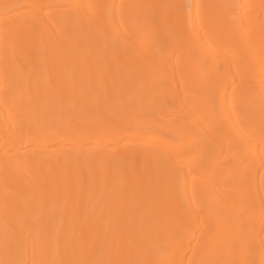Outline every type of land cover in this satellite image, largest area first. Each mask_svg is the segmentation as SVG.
I'll return each mask as SVG.
<instances>
[{
	"label": "bare ground",
	"instance_id": "6f19581e",
	"mask_svg": "<svg viewBox=\"0 0 264 264\" xmlns=\"http://www.w3.org/2000/svg\"><path fill=\"white\" fill-rule=\"evenodd\" d=\"M0 264H264V0H0Z\"/></svg>",
	"mask_w": 264,
	"mask_h": 264
},
{
	"label": "rangeland",
	"instance_id": "374dc122",
	"mask_svg": "<svg viewBox=\"0 0 264 264\" xmlns=\"http://www.w3.org/2000/svg\"><path fill=\"white\" fill-rule=\"evenodd\" d=\"M181 192H182V191H181ZM181 192H178L177 194L179 195V194H181ZM210 192H211V191H210ZM177 194H176V195H177ZM176 195H175V196H176ZM119 200H120V199H119ZM120 201H121V200H120ZM115 202H116V201H115ZM123 204H124V203H123ZM113 205H114V204H112V206H113ZM112 206H111V207H112ZM114 206H115V205H114ZM116 206L119 207V208L121 209V207H122V203H119V201H118V205L116 204ZM116 206H115V207H116ZM144 206H146V205L144 204ZM144 206H143V207H144ZM155 206H156V205H155ZM125 207H126V206H125ZM141 207H142V206H141ZM153 207H154V206H153ZM146 208H150V207H146ZM146 208H143V209H141V211H139V212H141V214H139V216H138V214L135 215V216H137L138 218L135 217V220L133 221V222H135V223L132 224V226L129 227V228H131V229H132V228H136V230H138V228H140V227H139V221H138V223H137L136 221L139 220V218H140V220H141V218L144 217V215H145V212H144V211L146 210ZM122 210H123V209H122ZM142 211H143L144 213H143ZM137 212H138V211H137ZM139 212H138V213H139ZM104 213H105V212H104ZM106 213H107V212H106ZM135 214H136V213H135ZM143 214H144V215H143ZM103 215H104V219L101 218V220H102V221H103V220L105 221V219H106V221H107L108 218H105V216H107V215H106V214H103ZM103 215H102V216H103ZM142 215H143V216H142ZM102 216H100V217H102ZM140 216H141V217H140ZM100 217H99V218H100ZM106 221H105V223H104L103 225L106 224V225H105L106 228H109L110 226H108V222H106ZM140 223H141V222H140ZM128 225H129V224H128ZM136 225H137V227H136ZM141 225H142V223H141ZM141 225H140V226H141ZM194 225H195V224H193V225L191 226L192 231H193L194 227H195V229H196V227H198V224H196L197 226H196V225L194 226ZM126 228H127V227H126ZM127 229H128V228H127ZM108 230H109V229H108ZM128 230H129V229H128ZM139 234H140L139 242H138V244H136L137 247L135 246V247H136L135 250L137 249V250H136L137 257L140 256V255H144V256L151 257L152 259L158 258L159 255L161 254V250H162L163 248L160 249L158 245H157V246H153V247H146L147 245H144L145 243L143 244V239L141 240V234H143V233H139ZM142 238H143V235H142ZM136 241H137V240H136ZM138 245H139L140 247H139ZM135 250H134V251H135ZM188 253L190 254V252H188ZM188 253H187V254H188ZM135 256H136V255H134L133 258H134ZM135 258H136V257H135ZM135 258H134V259H135Z\"/></svg>",
	"mask_w": 264,
	"mask_h": 264
}]
</instances>
